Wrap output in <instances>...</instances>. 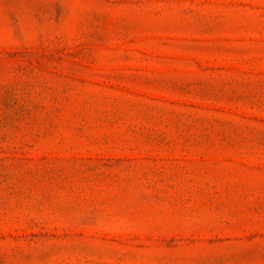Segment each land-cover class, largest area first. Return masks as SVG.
Here are the masks:
<instances>
[{"label": "rangeland", "instance_id": "obj_1", "mask_svg": "<svg viewBox=\"0 0 264 264\" xmlns=\"http://www.w3.org/2000/svg\"><path fill=\"white\" fill-rule=\"evenodd\" d=\"M0 264H264V0H0Z\"/></svg>", "mask_w": 264, "mask_h": 264}]
</instances>
